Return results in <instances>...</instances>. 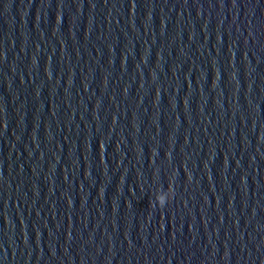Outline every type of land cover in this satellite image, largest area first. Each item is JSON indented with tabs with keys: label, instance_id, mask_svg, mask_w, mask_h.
Listing matches in <instances>:
<instances>
[{
	"label": "water",
	"instance_id": "1",
	"mask_svg": "<svg viewBox=\"0 0 264 264\" xmlns=\"http://www.w3.org/2000/svg\"><path fill=\"white\" fill-rule=\"evenodd\" d=\"M0 264H264V0H0Z\"/></svg>",
	"mask_w": 264,
	"mask_h": 264
}]
</instances>
